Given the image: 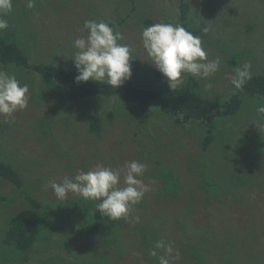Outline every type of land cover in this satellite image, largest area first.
<instances>
[{
	"label": "rangeland",
	"instance_id": "rangeland-1",
	"mask_svg": "<svg viewBox=\"0 0 264 264\" xmlns=\"http://www.w3.org/2000/svg\"><path fill=\"white\" fill-rule=\"evenodd\" d=\"M184 1L189 6V17L194 25L206 29L202 36L207 33L201 37V41L207 59L218 58L220 67L207 81L188 75L181 86L193 81L197 84L195 90L202 97L224 101L236 91L231 83L236 68L250 63L251 77L264 74V0ZM33 2L34 7L29 9L27 0H12V10L5 17L9 26L6 30L0 31V35H6L17 42L32 64H54L77 72L71 60L76 52L73 45L75 39L87 35L82 31L85 21L120 20L123 26L117 31L122 34L123 39L119 43L126 44L137 65L144 66L147 70V73L143 74L148 81L140 76L138 84L145 85L143 88L170 89L165 79L154 80L152 73L156 70L149 64L150 61L142 47L141 32L144 28L160 22L182 25L179 19L180 0H33ZM136 4L139 6L135 10L132 7H136ZM0 70L15 75L21 85L26 84L29 88L27 108L15 112L9 123H4L0 117V146L2 145L1 148L4 150L7 148L5 160L19 168L24 181L23 193L31 194L42 203L45 233L49 232L51 225H62L63 221L58 215L65 214L68 209L73 210L82 199L79 195L69 193L65 200H59L51 188L46 186L53 182L60 183L65 177L72 179L80 171L87 172L88 169L82 164L94 153L97 159L94 163L97 164L92 163L89 166L90 170L95 169L98 164L117 170L122 169L129 161L144 163L147 168L142 179L151 189L145 193L140 203L132 207L128 219L124 222L129 227L121 238L127 247L123 257L117 262L116 258L111 257L112 260L108 264H153L144 258L140 239L143 224L149 220V223L159 228L160 241L172 244L173 256L178 253V258L169 257V264H198L192 257L182 252V249L187 248L186 243L182 246L184 241L193 246L198 243L199 246L207 244V256L203 264H222L216 254L217 245H220L222 238L230 235L234 240L240 241L244 236L250 235L253 229L255 237L250 239V243L242 246L241 250L235 248V251H241L242 254L233 255L229 264H247V252L252 250L261 255L259 262L264 263L262 181L264 111H261L264 109V97L246 96L235 115L213 119L209 125L195 121H179L177 117L162 114L157 107L145 112L143 114L145 119H142L140 110L133 108L135 112H132L124 103L116 108V125L113 127L116 134L111 132L112 127L105 126L103 133L104 135L107 133L108 136L104 140L101 139L103 133L95 138L78 122L75 123L77 124L75 132L71 133L56 124L51 128L52 133L46 136L43 133L45 130H41L34 123L40 122L42 118L59 123L57 119L60 109L66 101L57 96L56 88L51 86L52 83H44L35 74L31 76L18 74L15 69H6L1 64ZM208 82L212 83L213 87L206 91L204 84ZM78 102H69V108L77 106ZM99 102L98 99L91 100L88 105L92 107ZM68 116L70 119L74 116L71 108ZM120 122L127 126L126 130H120ZM142 122L144 124L141 125ZM3 124H8L7 132L2 129ZM25 125L32 126L26 128ZM35 127L38 134L32 136ZM203 129L210 130L214 137L206 150H202L201 144ZM111 134H114L113 137ZM96 141H100L99 145L95 144ZM55 144L57 151L53 149ZM96 148L99 150L96 151ZM156 160L176 171L181 187L176 198L169 193L166 195L158 193L157 189L161 184L159 178L151 176V173L157 171ZM246 164L252 165L247 170L248 174L258 166L255 169V173H258L257 178L253 182L246 178L245 186H238L231 181L230 177H233L231 174L238 175L240 171H245ZM218 171L228 174L230 186L221 180L220 183L217 182L219 179L216 178L220 173ZM203 174L216 179L212 186H217L221 194H224L222 196L224 201L219 208L206 203L202 189L198 188L203 180ZM118 186H125L123 171ZM1 196L6 199L0 200V237L7 218L26 207L23 197L2 179ZM215 200L217 202V198ZM60 206L65 208L64 213L59 209ZM91 207H96V204H92ZM90 216L88 214L86 219H90ZM66 220L71 223L64 222L63 231H60L61 226L55 227V231L50 234V240L52 244L59 242L67 253L59 249L54 251L48 249L47 254L35 258V264H45L49 255H54L55 251L60 255L56 260L63 259L61 264H70L75 253L84 257L86 264H89L99 251V256L107 252L102 248L103 244L92 243L89 236L83 234L84 226L77 224V229H73V216ZM182 222L186 227L185 232L179 228ZM202 238L207 239L204 241ZM43 241L37 244L36 249L39 253L44 249ZM1 245L0 241L2 251ZM1 251L0 264L3 263ZM157 253L163 255L160 250ZM5 264L14 263L11 261ZM17 264H31V261ZM47 264L53 263L48 261Z\"/></svg>",
	"mask_w": 264,
	"mask_h": 264
},
{
	"label": "trees",
	"instance_id": "trees-1",
	"mask_svg": "<svg viewBox=\"0 0 264 264\" xmlns=\"http://www.w3.org/2000/svg\"><path fill=\"white\" fill-rule=\"evenodd\" d=\"M131 1V0H129ZM136 4L135 10L138 8ZM133 11V9H131ZM180 16L179 19L182 22V25L193 35L203 38V31H206L205 28L197 27L192 22L189 17V6L184 0L179 2ZM105 22V21H104ZM110 26L114 28L115 31L121 26L123 22L120 20L107 22ZM133 59L131 61L132 66V77L130 80L126 81L123 86L119 88H112L107 83H96V82H85L77 83L75 82V76L78 74L73 69H66L62 66L46 63H36L32 64L25 54L24 50L12 39H9L8 36L0 35V64L6 69H15L16 72L23 73L26 76H31L35 74L39 77L44 83H52L51 86L56 88L57 96L63 98L64 106L60 109V115L57 119L59 123H56L55 120H47V118H42L40 122H36L38 128L45 130L43 133L47 136L50 135L51 128L54 125H60V128L66 129L67 131L75 132V123H81L86 127L87 132L95 136V138L100 137L105 131V126L112 127L111 132L116 134V129L113 127L116 125L117 111L121 104L129 106V109L132 112H135L136 109L140 110L141 118L145 119L144 113L148 112L150 109L157 107L162 114L169 117H177L179 121L189 122L195 121L202 125H209L211 120L216 118L228 117L235 115L246 96H261L264 97V74L258 76H252L248 79L241 90H236L232 93L227 100H210L208 98L202 97L195 89L196 83L190 81L184 86H180L174 90L168 89L163 90L162 88H143L138 84L140 76L148 81V78L143 74L147 73L146 68L139 67L136 63V59L131 55ZM145 65V64H144ZM137 70V72H136ZM154 74V75H153ZM152 76L155 79L163 77L155 71L152 73ZM155 76V77H154ZM153 80V82H154ZM157 85V82H156ZM98 99L100 102L95 106L90 107L88 104L91 100ZM79 101V102H78ZM69 102H78L77 106L70 107L74 112L72 119L69 118L68 114L70 108L68 106ZM135 110H134V109ZM125 111V109H124ZM119 112V110H118ZM119 115V114H118ZM122 116L120 115V118ZM122 120V119H121ZM55 122V123H54ZM119 126L120 130H124L125 126L122 122ZM144 122L141 123V125ZM8 124H3L1 127L5 129V132L8 131ZM139 125V127L141 126ZM32 125H25L26 128ZM83 128V127H82ZM126 130V129H125ZM119 132V131H118ZM52 133V132H51ZM38 131L35 127L34 133L32 136H36ZM114 134H111L113 137ZM203 138H202V150H206L209 145L212 143L214 137L212 132L207 129H203ZM90 136V135H89ZM107 133H103L101 139L104 140L107 137ZM33 138V137H32ZM62 141V139H60ZM14 142V140H13ZM18 143V142H17ZM99 142H95L96 145H99ZM2 146V145H1ZM0 146V179L9 183L13 190L20 194L26 202V207L11 215L7 218L4 228L2 230V236L0 237L2 251L1 259L3 263L13 262L17 264L18 262L31 261V264H35V258L37 256H42L47 254V250L54 251L59 249L63 253H67L65 249H62V245L59 242L52 244L50 240L52 234L55 230V227H60V231H63L65 228L62 226L64 222L70 224L71 222L66 220L67 218L73 216L74 223L73 229H77V224L84 226L85 231L83 234L89 236L88 238L92 243L103 244V249L107 250L106 253L99 256V252L95 255V258L99 256L98 259H93L89 264H108L111 261V257L116 258V262L121 259L124 255L126 246L124 242L121 241L124 231L129 227L124 222L125 219L112 220L106 216H103L96 207L92 208V204H96L94 201L81 199L79 203L74 207L73 210H66L65 214H59L58 217L62 222V225H51L48 233H45V218L43 217L42 212V203H40L35 197L29 193H23L24 184L23 179L20 175L19 168L12 162L5 160L7 156V148H1ZM57 145H53V149L57 151ZM99 150L98 148L95 149ZM117 150V149H116ZM99 153V152H98ZM100 154V153H99ZM98 154V155H99ZM105 155V153H103ZM243 156V155H242ZM90 159V161H89ZM85 159L82 164L84 168L88 169L89 166L96 162L97 159L94 157V153L90 155V158ZM101 162V161H100ZM257 163V161L255 162ZM97 164V163H94ZM157 171L151 173V176L159 178L160 188L158 187L157 191L160 194H170L173 197H177L181 191L180 184L178 183L176 177V171L169 165L160 162L159 160L155 161ZM248 166V167H247ZM252 167V165L246 164L245 171H240L238 175H233L231 181L238 186H245V179L248 178L250 181H255L258 173H255V169L258 166H255L254 171L251 170L250 174L247 173V170ZM160 174H159V173ZM218 176L216 179L220 183V180L228 184V174H224L221 171H218ZM203 180L198 185V188L202 189L204 193V200L206 203H210L216 208L220 207V204L223 203V195L217 186H212L216 182V179H213L208 174H203ZM264 182V179L262 180ZM233 184V183H232ZM168 191V192H167ZM6 198L3 196L0 197V200ZM5 198V199H4ZM217 198V202L216 199ZM178 199H176L177 201ZM59 209L65 211L64 207H59ZM79 209V211L75 210ZM94 209V210H92ZM90 214V219H86ZM150 221V220H149ZM149 221H146L143 224L142 234L140 239L142 241L141 247H143V256L146 260L153 264H159V253L156 257L150 256L149 252L154 248L155 243L160 241L158 234L160 233L159 228ZM89 222V225H88ZM179 228L181 231L185 232V224L180 223ZM255 233V229L251 230V234L244 236L242 240L236 241L230 235H226L222 238L220 245H217L218 253L217 256L221 259L222 264H229L233 255H240L242 252L235 251V248L239 250L242 249V246L250 243ZM207 238H202L201 240H206ZM44 240V241H43ZM45 242L44 249L39 253L36 249L37 244L40 242ZM186 243V249L182 252L186 256L192 257L196 263L203 264L206 260V250H208L207 244L199 246V243L196 246H193L191 243L184 241L182 246ZM166 244H168L166 242ZM231 244V245H230ZM231 248L232 250H228ZM241 248V249H240ZM88 250V249H87ZM158 251V250H157ZM162 250H160V253ZM72 253V252H69ZM163 253V252H162ZM161 253V254H162ZM54 255H49L47 262L51 261L53 264H61L63 259L57 261L56 258L60 256L57 251L53 253ZM32 255V256H31ZM250 256V257H248ZM30 257V258H29ZM29 258V259H28ZM261 255L255 253V251H248L246 260L247 264H264L259 262ZM77 261V262H76ZM76 262V263H75ZM80 262V263H79ZM86 260L83 257H80L77 253L73 255V260L70 261V264H86Z\"/></svg>",
	"mask_w": 264,
	"mask_h": 264
},
{
	"label": "clouds",
	"instance_id": "clouds-1",
	"mask_svg": "<svg viewBox=\"0 0 264 264\" xmlns=\"http://www.w3.org/2000/svg\"><path fill=\"white\" fill-rule=\"evenodd\" d=\"M12 0H0V31L8 28L5 18L12 10ZM29 9L34 7L33 0H27ZM82 31L86 36L75 39L74 67L77 70L75 82L107 83L116 89L132 77L131 50L126 44L119 43L122 34L115 31L104 21H85ZM142 47L155 70L166 80L171 90L185 82V77L207 81L220 67V60H208L200 37L193 35L179 23L160 22L146 27L141 32ZM251 78V64L245 63L234 70L231 83L235 90H241ZM160 80V79H157ZM212 83L204 84L206 91ZM29 88L21 85L15 75L0 70V117L4 123L11 122L13 114L27 108ZM264 111V109H261ZM147 166L133 160L126 162L122 169L113 170L98 164L95 169L80 171L74 178L65 177L60 183H50L54 195L65 200L69 193L82 199L95 201L96 209L112 220H127L133 206L140 203L145 193L150 191L142 179ZM123 171L124 187H119ZM157 250L163 255L158 257L159 264H169L174 248L171 243L157 241L149 252L156 257Z\"/></svg>",
	"mask_w": 264,
	"mask_h": 264
}]
</instances>
